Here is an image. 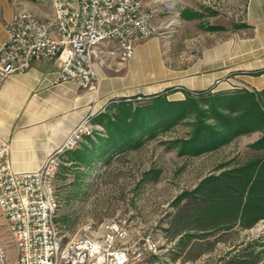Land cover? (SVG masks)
<instances>
[{"label":"rangeland","instance_id":"rangeland-1","mask_svg":"<svg viewBox=\"0 0 264 264\" xmlns=\"http://www.w3.org/2000/svg\"><path fill=\"white\" fill-rule=\"evenodd\" d=\"M248 1L154 0V36L139 43L127 62L109 48L95 60L97 74L116 82L120 91L114 99H131L127 102L136 110L158 95L185 100L188 93L197 101L195 109L203 111L207 106L201 98L208 94L260 92L264 82L258 75L245 81L235 74V68L247 65L238 50L252 38ZM20 10L47 19L51 1L0 0L5 25ZM216 74L223 77L211 79ZM116 112L112 107L109 115ZM195 121L191 114L129 139L108 136L104 127L93 125L91 137L58 155L56 222L62 242L101 234L103 226L117 223L129 232L127 264H264V219L245 228L239 219L221 217L218 223L226 225L208 224L204 231H199L202 221L192 220L194 205L206 197L194 193L196 188L206 178L230 181L235 170L263 157V150L251 147L262 132L253 130L196 154L185 144Z\"/></svg>","mask_w":264,"mask_h":264},{"label":"built area","instance_id":"built-area-1","mask_svg":"<svg viewBox=\"0 0 264 264\" xmlns=\"http://www.w3.org/2000/svg\"><path fill=\"white\" fill-rule=\"evenodd\" d=\"M50 1L49 18L20 10L6 23L0 43V84L26 72L33 61L52 60L59 64L58 81L96 90L97 58L111 48L121 62H127L136 46L156 32L151 23L154 0ZM93 130L88 118L82 120L62 147L33 172L14 171L10 143L0 136V216L17 252L10 262L0 243V264H127L129 247L124 240L129 232L124 226L109 223L101 234L63 243L56 222L57 156L76 147L84 136L91 137Z\"/></svg>","mask_w":264,"mask_h":264},{"label":"crops","instance_id":"crops-1","mask_svg":"<svg viewBox=\"0 0 264 264\" xmlns=\"http://www.w3.org/2000/svg\"><path fill=\"white\" fill-rule=\"evenodd\" d=\"M247 14L252 21V38L238 50L244 56L241 61L247 65L235 68L236 77L245 81L255 78L252 72L264 68V57L260 58L264 56V0H249ZM10 18H6L7 22ZM4 25L0 20V43L5 38ZM58 72L56 61H33L26 72L12 75L0 84V136L10 143L11 163L16 172L39 169L49 155L62 147L82 120L88 118L92 125L103 128L105 116H111L109 110L125 101L114 99L120 89L109 77L98 75V88L84 90L75 82L58 81ZM221 77L222 74H216L211 79ZM258 79L264 82V74L258 75ZM257 89H264V84ZM0 243L7 249L9 261L13 262L17 252L2 216Z\"/></svg>","mask_w":264,"mask_h":264},{"label":"trees","instance_id":"trees-1","mask_svg":"<svg viewBox=\"0 0 264 264\" xmlns=\"http://www.w3.org/2000/svg\"><path fill=\"white\" fill-rule=\"evenodd\" d=\"M263 71H254L251 75H259ZM185 95V100L178 101H168L162 95L153 96L152 103L143 110L133 109L128 103L130 101L121 102L115 107L116 114L105 116L102 125L108 136L117 133L123 139H129L135 133H151L155 127H168L195 114L193 134L185 143L190 153L218 147L253 130H260L262 137L251 147L264 151V89L256 93L244 90L230 95L208 94L201 98L207 106L203 111L195 109L197 101L188 93ZM234 173L230 175V181L221 177L206 178L196 188L194 193L206 196L194 205L192 220L204 223L199 231L207 230L208 224L214 228L226 225L218 223L221 217L239 219L245 228L264 219V156L248 161Z\"/></svg>","mask_w":264,"mask_h":264}]
</instances>
